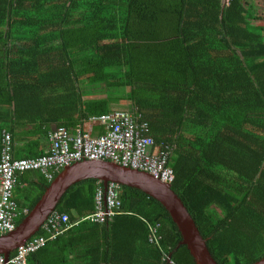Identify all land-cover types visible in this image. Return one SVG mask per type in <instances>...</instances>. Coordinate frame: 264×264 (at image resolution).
I'll return each mask as SVG.
<instances>
[{"label": "trees", "instance_id": "16d2710c", "mask_svg": "<svg viewBox=\"0 0 264 264\" xmlns=\"http://www.w3.org/2000/svg\"><path fill=\"white\" fill-rule=\"evenodd\" d=\"M258 2L0 0V123L12 146L21 133V147L47 154L56 130L69 137L79 122L127 102L154 143L168 146L169 188L216 264L259 260L264 12ZM97 189L99 181L85 179L65 191L56 211L71 227L28 254L27 264H194L163 206L137 189L120 187V213L94 221L102 206ZM41 192L25 205L14 197L18 208L30 210ZM147 224L159 225L151 244Z\"/></svg>", "mask_w": 264, "mask_h": 264}, {"label": "built area", "instance_id": "2783aa9c", "mask_svg": "<svg viewBox=\"0 0 264 264\" xmlns=\"http://www.w3.org/2000/svg\"><path fill=\"white\" fill-rule=\"evenodd\" d=\"M89 122L98 123L105 129L104 135L90 136L76 128L71 136H66L62 129H58L49 136L53 147L49 153L34 159H13L11 156V140L5 130L0 133V235L14 228L12 219L23 213H16L14 203L9 200L12 186L19 172L30 170L34 164L43 168L53 167L55 170L74 161H109L121 167L147 172L163 183L172 181L170 169L165 167L168 146L156 145L148 135L146 121L140 115H133L128 111H113L111 113L90 116ZM71 148L73 151L68 152ZM95 199L102 201V206L91 216L94 221L103 222L119 214V186L108 182L105 187L97 189ZM66 214L56 211L50 212L44 219L41 230L43 235L34 236L16 249L8 257L0 256V264H27L26 256L41 248L47 241L69 228ZM155 225L150 228L154 234ZM153 239V238H152ZM151 241V239H150Z\"/></svg>", "mask_w": 264, "mask_h": 264}, {"label": "water", "instance_id": "95a60500", "mask_svg": "<svg viewBox=\"0 0 264 264\" xmlns=\"http://www.w3.org/2000/svg\"><path fill=\"white\" fill-rule=\"evenodd\" d=\"M92 179L105 187L108 182L137 189L163 206L179 233L178 245L188 251L194 264H216L209 254L205 240L199 235L191 217L179 198L163 183L147 172L123 168L109 161H82L61 170L45 187L35 205L15 228L0 236V255L7 258L23 241L34 235L61 196L74 183ZM252 264H264V257Z\"/></svg>", "mask_w": 264, "mask_h": 264}, {"label": "clouds", "instance_id": "9594fccd", "mask_svg": "<svg viewBox=\"0 0 264 264\" xmlns=\"http://www.w3.org/2000/svg\"><path fill=\"white\" fill-rule=\"evenodd\" d=\"M222 1V3L224 4V5H226L227 4V2H228V0H221ZM118 110H120V111H128V112H131V114H133V115H135L136 113V115H140V117H141V119H142V116H141V114L140 113H138L137 112V110H135V109H131V108H129V106H128V103H127V105H126V107H124V108H118L116 105H112V107L110 108V110L108 111V112H106V113H111V112H113V111H118ZM106 113H103V114H106ZM101 115V114H100ZM135 115V116H136ZM92 116H97V115H92ZM88 119H89V117L87 118V120L86 121H82V122H80V125H78V127L77 128H79V129H81L82 130V132H84V133H88L90 136H94V135H91L89 132H87V131H85L84 129H83V125L84 124H98V123H92V122H89L88 121ZM143 120V119H142ZM143 121H145V120H143ZM98 125H100V124H98ZM100 126H102V125H100ZM102 128H103V133H101V134H98L97 136H99V135H104L105 134V129H104V127L102 126ZM1 130H5L8 134H9V136H10V140H11V133H10V130H8V128L7 127H5L4 126V124H2V123H0V133H1ZM13 144H15V143H13ZM12 148H13V146H12V140H11V156H12V158L13 159H21V158H24V159H34V162H39L37 159L40 157V156H43V155H45V154H43V155H34V156H29V157H20V158H16V157H14V155H13V150H12ZM73 150L71 149V148H69L68 149V152H72ZM72 154H73V152H72ZM82 161H89V160H79V161H74V162H71V163H67L66 165H64V166H62V167H60V168H58V170H55L53 167H50V168H48V169H46V168H43L42 166H40V165H38V164H34L32 167H31V169L30 170H25V171H22V172H19L18 173V175L16 176V178H15V182H14V185L12 186V190H11V192H10V197H9V200H11L13 203H14V205H15V208H16V213L17 214H19V212H21L22 210H24V212L23 213H20L19 214V216H17L16 218H14V219H12V221H13V226H14V228H15V226L18 224V223H16V219L18 218V217H20V215H26L27 214V212L29 211H27L26 210V208H25V206L24 207H22L21 209H19L18 208V206H17V204H16V201H15V199H14V192L16 191V187H17V184H18V182L19 181H21L22 182V186H23V189H30V190H32V193L31 194H28V193H26L27 195H26V197H34L35 196V194L37 193V191H38V187H42V192H41V195H42V193L44 192V189H45V187L54 179V177L61 171V170H63V169H65V168H68V167H70V166H72L73 164H75V163H78V162H82ZM119 166V165H118ZM123 168H126V167H123ZM25 175H28L27 176V178H26V181L25 182H23L22 181V178H23V176H25ZM173 176V175H172ZM43 180V181H41V179ZM158 180V179H157ZM173 180V179H172ZM160 181V180H159ZM43 182V183H42ZM172 182V181H171ZM171 182H169V183H166V184H170ZM101 183V182H100ZM116 185H118V184H116ZM101 186H102V184H101ZM119 186V190H120V187H122V186H120V185H118ZM40 195V196H41ZM24 196V195H23ZM148 197V196H147ZM23 198V197H22ZM40 198V197H39ZM38 198V199H39ZM32 198H30L29 200H28V202L31 200ZM37 199V200H38ZM37 200H36V202H37ZM154 200V199H153ZM22 201V200H21ZM35 202V203H36ZM157 202V201H156ZM35 203L33 204V206L35 205ZM58 204V203H57ZM32 206V207H33ZM31 207V208H32ZM30 208V209H31ZM120 207H119V212H120ZM52 211H56V206H55V208L52 210ZM52 211H50V212H52ZM57 212V211H56ZM58 213H62V212H58ZM62 214H65V213H62ZM23 216V217H24ZM47 217V216H46ZM21 221V220H20ZM68 222V221H67ZM43 223V222H42ZM69 225V228L71 227V225L70 224H68ZM155 225H157V224H152V225H149V224H147V232H148V234H147V238H148V243L149 244H151L152 242H154L157 238H154V239H152L153 237H155L156 236V233L158 232V228H159V225H158V227L157 228H155V232H154V234H151V232H150V228H153ZM41 226H42V224L39 226V229H38V231L37 232H39V231H41V233L40 234H34V235H32L31 237H29L27 240H25V241H23V243L21 244V245H23L26 241H28L29 239H31L32 237H34V236H38V235H43V231L41 230ZM13 228V229H14ZM12 229V230H13ZM67 230V229H66ZM66 230L65 231H63L61 234H63V233H65L66 232ZM11 231V230H10ZM7 232H9V231H7ZM7 232H5V233H7ZM4 233V234H5ZM61 234H59V235H61ZM3 235V234H2ZM2 235H0V236H2ZM58 235V236H59ZM57 237V236H56ZM55 237V238H56ZM54 238V239H55ZM150 239H151V241H150ZM52 241V240H51ZM47 242H49V241H47ZM46 242V243H47ZM45 243V244H46ZM44 244V245H45ZM21 245H19V246H21ZM43 245V246H44ZM19 246H17L14 250H13V252H16V249L19 247ZM42 246V247H43ZM41 247V248H42ZM40 249V248H39ZM38 250V249H37ZM36 250V251H37ZM36 251H34V252H36ZM31 253H33V252H31ZM28 254H30V253H28ZM27 254V255H28ZM10 255V254H9ZM0 256H2V255H0ZM3 257V256H2ZM27 257V256H26ZM4 258V257H3ZM8 258V257H7ZM6 259V258H5ZM27 262V261H26Z\"/></svg>", "mask_w": 264, "mask_h": 264}, {"label": "crops", "instance_id": "0c3cea01", "mask_svg": "<svg viewBox=\"0 0 264 264\" xmlns=\"http://www.w3.org/2000/svg\"><path fill=\"white\" fill-rule=\"evenodd\" d=\"M126 105H127V102H126ZM8 110H10V109H8ZM11 111V110H10ZM78 124H80V122L78 123ZM83 129L85 130V131H87V132H89L91 135H94V136H97L98 134H101L102 132H103V128H102V126H100V125H98V124H84L83 125ZM16 134V136H18V140L17 139H15L14 140V143L15 144H13V155H14V147H15V153H16V156H23V155H27L28 153H30L31 154V156H34V155H36V152L34 151L33 152V150L32 151H30L31 149L28 147V146H24V148L23 147H21V144H19V137L21 136V133H15ZM23 148V149H22ZM22 149V150H21ZM39 149V151H40V148H38ZM25 151H27V152H25ZM23 152V153H22ZM26 153V154H25ZM15 156V157H16ZM27 176L28 175H25V176H23V178H22V181L23 182H25L26 181V178H27ZM23 197V196H22ZM30 198H32V197H23V198H21V200L23 201V205H25L26 203H27V201L30 199ZM13 252V251H12ZM11 252V253H12Z\"/></svg>", "mask_w": 264, "mask_h": 264}, {"label": "rangeland", "instance_id": "374dc122", "mask_svg": "<svg viewBox=\"0 0 264 264\" xmlns=\"http://www.w3.org/2000/svg\"><path fill=\"white\" fill-rule=\"evenodd\" d=\"M260 2V3H259ZM259 6L262 9L261 13L264 12V0H259ZM255 4V3H254ZM118 108H124L126 107V102L123 101H119L118 104L116 105ZM26 193L31 194L32 190L30 189H23L22 186V182L19 181L16 187V191L14 192V196L16 198H22L23 195H25ZM15 252H12L8 257L12 256Z\"/></svg>", "mask_w": 264, "mask_h": 264}]
</instances>
